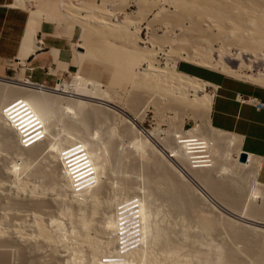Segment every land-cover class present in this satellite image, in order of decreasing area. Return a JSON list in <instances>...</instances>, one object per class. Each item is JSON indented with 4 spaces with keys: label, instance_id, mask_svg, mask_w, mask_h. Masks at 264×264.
I'll list each match as a JSON object with an SVG mask.
<instances>
[{
    "label": "bare ground",
    "instance_id": "6f19581e",
    "mask_svg": "<svg viewBox=\"0 0 264 264\" xmlns=\"http://www.w3.org/2000/svg\"><path fill=\"white\" fill-rule=\"evenodd\" d=\"M25 1L26 0H15L14 6L23 8ZM136 1L137 5L140 7L139 11H142L141 13L144 11V16L141 14L143 17H140L142 18L140 19V22L145 23L146 28L151 27V29H153V22H159V24L165 29L162 36H152L151 40L160 42L159 46L163 41H165V43H171L173 38H176L175 40H177L178 43L180 41L183 45L186 44L185 53L182 54L180 52H175L176 49L173 51L178 54L181 61L192 63L199 67L208 68L229 77L264 86L263 72L257 74H246L244 72L250 71L251 67L260 61L263 62L261 70H264V0ZM62 5L66 8L65 10L62 8ZM78 5H80L78 6L79 9H77L76 4L67 6L64 2H61L62 7L60 6V8L61 10L66 11L65 13L67 14V17L69 16V19L71 20L70 22L72 23H70L71 26L69 25L71 28L74 25H79L81 27V37L84 38L83 40H87L88 37H91L92 41L94 40L93 42L91 41L92 45L89 47H85V44L84 46L76 45L79 46V50L76 51L79 66H83V61L91 60L99 62L100 65H106L108 69L115 68L117 72L115 71L112 74L111 79L113 78L117 81L127 80L130 84L129 86L132 87L131 89L133 90L140 91V89H143L147 90L146 92L149 90L148 95L151 92L152 95L146 97L148 99L158 97L164 100L169 99L170 101L176 98L180 102L184 99V101L187 100L188 102L187 97L192 96V99L190 100L195 104L199 111V116H197L198 122L195 124L194 128L187 131L179 128L178 132L180 135L179 138L181 136L192 137L193 139H197L199 144L196 146L186 144L182 146L181 143L176 144L173 142L172 146L171 142V144H168L166 140V142L159 140L155 134H152L153 132H150L151 134L149 135L154 139H157L156 144L158 143L161 147L158 149L154 145V142L151 143L152 141H148L147 137H145L146 134L143 135V132L139 129L140 126L138 127L136 124L138 112L136 113V111H133L134 114L131 110V108L135 110L134 101L136 100H132V102L131 100L127 101L129 104L131 102V105L127 106V108L130 107L128 110L134 114L133 117H130L126 113V106H122L124 104L123 102V104L121 103V106L116 104L117 98L113 92H110V89L100 91V89L96 87L98 80L95 81L92 79V74H87L90 83L81 81L82 77L78 75V73H75V82L63 83L57 88L44 87L45 85L42 84V86L40 84H35L29 81V79L19 82L17 80H11L0 76V152L7 148L11 150V152L8 150L10 154L15 153L14 155L16 156V159L27 163L35 157L36 159L38 156L41 157V159L39 158L40 162L36 163L34 167L32 166L33 168H29L30 170L27 171V173L25 171L27 169L26 165L28 164L23 166L24 162L21 164V167H18L14 163V166H12L11 169L4 167L5 165H0V264H10L9 260H11L10 256L13 251H15V253L19 251L18 253H20L21 256H19L20 264H41L39 260V258L42 259L41 256L39 258L35 257L34 254L36 253H34V251L36 249L38 250V248L40 250L44 246H48V252L51 255L50 259V256L48 257L46 255L48 260L51 261L49 264L63 263L62 259L64 256H61L59 252L61 250L58 251V249L54 247L55 244L62 239V236L58 233H53L49 229V225L51 224H55V227H59V223L50 217L51 214L49 215V212L51 213L52 210H59L61 213H64L66 217L69 215L67 218H69L71 222L72 219L70 216L77 218V224H75V218L72 224L76 227L78 225V233H75V235L73 234L74 236L69 234L73 236L72 244L70 245L71 251L73 250V252L70 253L73 255L70 254V256L73 258L74 262H82L83 264H127L125 262L128 261V264H190V256H188L187 253H183L184 250L179 252L181 247L178 250L177 248L179 246H177L175 240L172 242L173 238L169 237L172 234L167 235L168 232L171 231L169 228L164 231L166 232V230H168L166 232L167 234L162 233L163 228L161 229L162 231H159L158 227L154 228L158 229L157 232L160 233V235L157 233V236L153 235L154 233L156 234V231L154 232L151 230V232L149 230L151 227H149V231L146 230L151 234L148 233L147 236L150 235L151 237L153 236V238L156 237L155 240H157L158 243L161 242L160 246L156 241L155 246L158 245L159 247H157V250H154L156 249L154 246V248L152 247L153 249L149 248L151 246L148 243L150 237H144L145 239H148L147 243L149 249H146L147 246L145 247L144 244H141L143 242H139L145 240L144 238H138L141 237V234H144V232L140 230L144 229L145 231L147 227L146 225H141V218L143 217L141 216V218L138 217L141 223L138 219H136L137 222L135 223L137 225L140 223L141 227L145 226L146 228L140 229L138 225L140 230L136 228L137 232L136 230L134 232L131 231V229L137 227V225L133 228L129 226L130 224L133 226L132 223H134V219L131 220V218L135 214L132 212L133 208L129 206V209V207H127L129 205V198L128 201H126L127 199L123 200L124 202H128V204L125 203L126 205L124 204L123 206L125 212L120 209L123 205L120 203L118 208L115 206L119 209V211L115 210L117 211V213H115L117 215L113 214V216H116V218L121 214H126L125 217L127 215L130 216L129 210L132 209L130 212V214L132 213V217L130 216L131 218L129 219L127 216L132 223L128 224L130 222L128 220L126 224L125 220H127V217L125 218L122 216L125 219L122 218L123 220H121L119 224L117 222L118 225L115 224L117 220L114 221V225L112 223L114 228H112L110 225L111 223L108 222L112 213L107 211V209H111V206L110 208L108 207L106 211L104 210L111 214L108 213L109 215H107L109 219L106 218L107 216H105L106 214L104 211H101L105 207L104 199L106 198L103 196L108 194L107 191L110 192L109 189H112L111 187L113 185L109 179L110 173L108 172L110 171L107 172V169L105 168L106 160L109 159H106L105 155L117 160L122 166H124L123 164L125 163V160L129 159L130 161L128 160L129 162L126 165L127 170L134 168L137 161L136 157L144 158L143 164H141L144 165L146 169L144 172L147 177H145V174L142 175H144L145 180L147 179L148 182L147 184L149 187L147 184L145 187H148L150 190H147V192L153 191L156 195L158 194L159 197L162 196L165 198V203L169 204V207H171L177 214L181 215V217L186 215L188 217L191 213H196L198 215L196 216L199 226L198 232L200 234L199 236H195L196 234L192 236L186 235L185 241H187L185 243L188 241L196 243L194 240L201 237L200 235L204 236L201 238H206L210 241L211 234H214V232L219 229L218 219L212 215L206 214V211L201 207L204 200L207 202L209 201L211 204L212 202L204 196L203 192L200 193L199 190L190 183V180L197 184L211 199H213L215 203L220 205L226 211L245 221H252L260 224L262 226L260 228L263 230H258L254 228L257 226L250 225L246 222L245 224L254 227H248L247 225L237 227L235 222L231 219H227L230 215L219 210V212L224 213V215H228L227 217L225 216V218L223 217L220 219L230 231V238H232L234 243L230 246L225 244L227 248L224 247V249H226L225 254H222L223 256L219 258V261H221L219 264H245L242 259L243 254L240 255L239 250L249 256V259L252 262L251 264H264V190H258L257 193L254 192V194H256L255 197L253 194L252 199H250L251 196L250 198L247 197V194H249L247 191L251 190L248 189L246 191V186L244 187L242 182L239 181L240 178L237 180L238 176L236 179L233 178L236 174L233 177L229 175L230 173L228 174L230 177L228 175H222L224 168L218 165V159L226 157L230 152H235L239 155L240 150L237 137L230 133L214 129L208 123L207 117L209 115L213 92L207 91L206 87L213 86L195 77L179 73L175 70L174 66L168 67L167 63V66L166 64L162 66L158 60L152 59L153 56L151 52L147 53L149 52L148 50L145 52L146 50H144L145 48L143 47H134L135 41L138 42L137 40L139 39L134 32L127 30L126 22L125 25L124 22L111 23V21L108 20L109 18L106 17L109 13H106L103 9H100L103 11L100 12L98 7L99 11L94 9V11L92 10L93 12L91 11L92 13L89 12L92 8L89 11L87 10L88 7L86 8V11L89 12V18L86 16H80L81 14H77L78 10L80 13V11L85 10V7L81 4ZM35 13L38 14L37 10ZM35 13L29 14L28 20L34 19V17L36 18L37 16H34L36 15ZM38 19L40 18L38 17ZM34 23V27L32 26L26 29L28 30V35H26L27 33L25 35L27 36L26 38H30L33 44L32 46L37 50V41L31 33H33L34 30L37 31V28L39 29L37 26H39L38 24L40 22L37 23L36 20ZM174 33L175 35H173ZM114 39L121 41L120 43H123L124 45L121 47H116L113 43H111L113 45H110L109 41ZM86 40L84 42H86ZM170 43L169 45H171ZM161 46L164 47V45ZM171 49H169L167 53L171 52ZM173 52H171V54H173ZM128 53H130V55H127ZM134 53L135 55L138 54V57H133L132 54L134 55ZM211 54H215V57L212 56L211 58ZM130 56H132L134 60ZM141 62H147V66H140ZM96 64L94 63L95 66ZM184 101L181 102L180 105L184 106V104H182L185 103ZM136 102L138 103L139 101ZM172 103L174 104L173 101ZM23 108H28V110H30L23 121L19 120V118L15 119L16 115L12 118V122L7 121V116L14 115L15 112ZM55 114L59 117L57 118L58 122H63L64 120L62 119H65L68 125L74 126L75 123L72 122L77 121V127L81 126L82 129L78 131L75 128H69L68 126L69 129H63L65 133L60 134L59 131L55 129L57 124V120H54ZM116 114L119 115L124 124L123 128H121V130L119 129L120 133H117V130L114 129L119 137L117 139L122 141L127 134L130 136H126V139L130 140V142H127L128 144L126 142L125 144L123 142L124 140L121 142L119 151L114 148L116 145L115 142L112 141L113 136H107L103 141H100L95 140V133H93L94 137L89 133L91 131L90 125H92V123L106 125L111 117L114 119ZM65 117L69 119V122H67ZM78 122L82 125H78ZM67 124H65V127H67ZM83 126L85 128L88 126L89 129L84 130V132L82 131L85 129ZM87 130H89V132ZM21 131H24L31 140V143L26 148H23L21 145ZM111 132L109 134H111ZM96 137H98V134ZM168 138V141H170L169 136ZM117 139L115 136V140ZM186 142L187 141H182V144ZM130 145L131 147H129ZM122 148L124 149L122 150ZM229 149L231 150L229 151ZM134 154L136 157H134ZM240 164L239 166L242 168V171L246 170V173L252 176L251 180L249 179L251 183L254 181V185L258 184L255 180L257 161L252 157L247 156L246 161L241 162ZM109 170H111V168ZM19 171H21L20 174H24L25 172L26 175L22 179L16 180L14 179V176L18 177L17 174ZM240 171L241 170L238 172L239 174ZM126 172L127 171H125V173ZM10 173L12 174L11 177H13L14 181H12L13 179H11ZM246 177L242 178L245 180ZM131 180L129 181L124 178L123 180L119 179L121 183H124L122 184L124 190H126V188L127 190H131V187L133 189ZM247 180L248 177L246 181ZM126 182H130L129 184L127 183V187L125 186ZM116 184L118 185V182ZM142 184H144V181ZM107 185L111 187L107 188ZM129 185H131V187ZM115 187L118 189L117 186ZM136 188L139 187L136 186ZM55 190L59 191L62 197L66 194L69 201L75 200V202L77 201L76 203L82 202L84 205L80 203L83 206L76 209L75 207L72 208L70 206H59V204L61 205V200L64 198L61 199L60 196V198H58L57 195L59 194L55 193ZM124 190L122 193H125ZM150 192L146 194L149 195ZM153 192H151V194L154 196ZM251 192L250 195H252ZM130 193L131 192H129V194ZM140 194L138 197H140ZM258 195L261 196V201L256 204L257 200L254 202L255 200L253 199H256ZM80 198L82 200H80ZM200 198H202V200ZM248 198L250 199L249 201L247 200ZM153 199L154 198H152L151 201ZM133 200L131 199L130 201L132 202ZM131 206L133 207V205ZM211 208L216 209V206L212 204L210 209ZM136 212H138V210ZM55 214H57V212ZM136 214L135 216H137ZM140 215H142V213L139 211L138 216ZM120 219L121 218L118 220L120 221ZM234 219L238 221L237 218ZM186 220H188V218H186ZM110 221L112 222V220ZM127 225L130 228H128ZM187 231L189 233V230H186V232ZM138 232L143 233L134 239L133 237H135ZM132 233H135L136 235ZM153 238L151 239L153 240ZM201 238L199 239L201 240ZM152 240L150 243L154 245L155 241L153 240L154 242H152ZM192 242H188V244L190 243L192 245ZM173 243H176L177 247L173 246L175 245ZM139 244L144 248L140 247ZM145 245L147 244L145 243ZM191 245L188 247H191ZM58 246L62 247L63 245ZM66 246L68 245L66 244ZM81 247H83L82 251L84 250L82 253L80 252ZM191 251H189V248L187 249V252L191 255L193 254V256L195 253H200L198 251H193L195 253H192ZM200 255L201 256L199 257H201V259L202 257L206 258L203 253H200ZM70 256L68 255L65 257L66 262L69 261L71 258ZM207 259L208 257L201 260V262H205L206 260L204 264H208L209 260ZM70 260L72 261V259ZM196 260L198 264L199 259ZM11 261H13V259ZM194 262L192 264H195ZM249 263L250 261L248 264Z\"/></svg>",
    "mask_w": 264,
    "mask_h": 264
},
{
    "label": "rangeland",
    "instance_id": "374dc122",
    "mask_svg": "<svg viewBox=\"0 0 264 264\" xmlns=\"http://www.w3.org/2000/svg\"><path fill=\"white\" fill-rule=\"evenodd\" d=\"M49 0H26L23 4H24V6H25V8H27L28 10H29V12H31V13H29V14H32V13H35V11L37 10V13L38 14H36V15H34V16H37L36 18L34 17V19H29L28 20V25H27V29H28V27H32L33 26V24H35L34 22L37 20V23L38 22H41V21H46V22H51V24H52V26H54V28H55V35H57V36H59V35H62V36H71V34L72 33H74V37H73V40L71 41V44H72V46H71V51H72V54H73V56H74V58H75V60H76V65L78 66V70L77 71H75V70H72L68 75H63V76H61L60 77V82L56 85V87H59V86H61L63 83H72V82H75V78H74V75H75V73H78V75H80L81 77H82V80L81 81H83V82H88V83H90V81L88 80V77L89 76H87V73L86 72H84L83 71V66L82 65H80L79 66V64H78V57H77V54H76V51L77 50H79L78 48H79V46L80 45H82V46H84V44H85V47H89V46H91L92 45V43H91V41H92V39H91V37H88L87 38V40H86V42H84L85 40H83L84 38H82L81 37V32H82V30H81V27L79 26V25H74V26H72V28L70 27L71 26V20L69 19V16L67 17V14L65 13L66 11H64L66 8L63 6H61V2L63 3L64 2V4H66L67 6H71V4L72 5H74V4H76L77 5V9H79L78 8V6H80V5H78V4H81L83 7H85V10H82V11H80V13H79V10H78V13L77 14H81L80 16H86V17H88L89 18V16H88V14H89V12H91L92 10L94 11V9L95 10H97V11H99L100 9H103V10H105V12L106 13H109V15H105L106 17H108L109 19V21H111V23H121V22H124V25L127 23V30H129L130 32H134V34L138 37V39L139 40H137L138 42H136L135 41V46L134 47H136V46H139V47H143V48H145L144 50H146L145 52H147V50L149 51V52H147V53H150L151 52V54H152V59H154V60H158V62L162 65V66H164L166 63L168 64V67H172V66H174L175 67V70L177 71V69H176V63H177V61H181L180 59H179V56H178V54L177 53H175V52H180V53H185L186 52V50H185V46H186V44L185 45H183L182 43H180V41H179V43L181 44H179L178 42H177V40H175L176 38H173L172 39V36L173 35H175V33L171 36V43L170 42H166L165 43V41H163V43H161V45H164V47L163 46H159V44H160V42H157L156 40V42L155 41H153V40H151V37L152 36H155V37H157V36H162L163 34H164V32H165V29L159 24V22L157 23V22H153V29H151V27H147L146 28V24L145 23H143V22H140L141 20L140 19H142V18H140V17H143L144 15H143V13H144V11H143V13H141L142 11H139L140 10V7H139V5H137V1L136 0H58V4L56 3V0H53V2L52 3H50L51 4V6H52V8L54 9V11L52 12L53 13V15L51 16L50 15V13L49 12H46V11H44V10H42L43 8H45L46 7V5L47 4H49V2H48ZM66 2V3H65ZM67 2H68V4H67ZM71 2V3H70ZM24 6H23V8H24ZM60 6L62 7V8H64V10H61V8H60ZM81 6V7H82ZM91 6V7H90ZM88 7V11H86V8ZM95 7V8H94ZM99 8V10H98V8ZM97 8V9H96ZM84 9V8H83ZM81 10V9H80ZM67 11H68V9H67ZM83 11H84V13H83ZM86 11V12H85ZM92 11V12H93ZM88 12V13H87ZM91 12V13H92ZM100 12H103V11H101L100 10ZM146 12V11H145ZM43 13V14H42ZM87 13V14H86ZM48 14V15H47ZM141 14L143 15V16H141ZM146 14V13H145ZM66 15V16H65ZM91 15V14H90ZM140 15V16H139ZM78 16V15H77ZM38 17L40 18V19H38ZM33 18V17H32ZM31 20V21H30ZM35 20V21H34ZM40 20V21H39ZM127 20V21H126ZM130 21V22H129ZM126 22V23H125ZM140 22V23H139ZM71 23V24H70ZM77 24V23H76ZM130 24V25H129ZM39 25V24H38ZM70 25V26H69ZM93 25V24H92ZM137 26V27H136ZM34 27V26H33ZM38 27V26H37ZM36 27V28H37ZM93 27H95V26H93ZM138 29V30H137ZM33 30H34V28H33ZM32 30V31H33ZM36 30H38V28L36 29ZM36 32L37 31H33V33H31L32 35H34V37H35V34H36ZM26 35H28V30H26ZM25 35V39H24V44L25 45H29V46H31L32 48H34L32 45V42H31V40H30V38H26L27 36ZM29 37V36H28ZM94 41V40H93ZM92 41V42H93ZM114 41V42H113ZM168 41H170V40H168ZM88 42V43H87ZM110 43V45H113L114 44V46H116V47H121L122 45H124L123 43H120L121 41H118V40H110L109 41ZM173 42V43H172ZM91 43V44H90ZM111 43H113V44H111ZM116 43V44H115ZM169 43L171 44V45H169ZM178 43V44H177ZM76 45H79V46H76ZM188 45V44H187ZM81 46V47H82ZM170 46H172V47H174V48H172V47H170ZM77 47V48H76ZM161 48V49H160ZM172 48V49H171ZM187 48V47H186ZM35 49V48H34ZM160 49V50H159ZM169 49H171L172 51L171 52H173V51H175V49H176V51L175 52H173V54H171V52H169V53H167L168 52V50ZM174 49V50H173ZM31 50H33V49H31ZM85 50V49H84ZM143 50V51H144ZM81 51V50H80ZM156 52V53H155ZM151 54H149V55H151ZM127 55H130V53H128ZM176 55V56H175ZM215 55V54H214ZM214 55H212L211 54V58H212V56L213 57H215ZM132 56L133 57H138V54H136L135 55V53H134V55L132 54ZM132 56H130L131 58H132ZM22 57V60H21V63H23V57L24 56H21ZM210 57V56H209ZM139 58H140V55H139ZM133 60H134V58H132ZM150 59V58H149ZM174 60H175V62H174ZM169 62V63H168ZM89 63H90V68H91V71L92 72H94V70H95V74L93 73V75H91L92 74V72H91V76L93 77L92 79H94L95 81H97V83H96V87L98 88V89H100V91H104V90H106V89H110V92H113L114 93V95L116 96V98H117V102H116V104L118 105V106H121L123 103V105L122 106H126L125 108L127 109L126 110V113H127V115L128 116H130V117H133L134 116V112L136 111V113L138 112V118L136 119V124L138 125V127H139V129L143 132V135H145V137H147V139H148V141L150 142V141H152L151 143H153L154 142V145L158 148V149H160L161 147H160V145L157 143L156 144V141H157V139H154L153 137H151L149 134H151L150 132H153L152 134H155L156 135V137H158V139L159 140H163V141H167L168 142V144L170 143L172 146H173V142L174 143H181V145L183 146V145H192V146H196V145H198L199 144V142H198V140L197 139H193L192 137H180L179 138V132H178V129L179 128H181L182 130H184V131H187V130H190V129H192V128H194V126H195V124L198 122V117L197 116H199V111H198V109H197V107L195 106V104L190 100V99H192L191 97L192 96H188L187 98H188V102H187V100L186 101H184L185 103H182V104H184V106L183 105H180V103L181 102H183V101H178L176 98L175 99H172V100H170L169 101V99L168 100H164V99H161V98H158V97H156V98H150V99H148V98H146V97H149L150 95H152L151 93L148 95V92H149V90H148V92H146L147 90H143V89H140V91L139 90H133V89H131L132 87H130L129 85V82L126 80V81H124V80H116V79H111V77H112V74L116 71L117 72V70H115V68H110V69H108V67L106 66V65H100V63L99 62H97V61H89ZM94 63L96 64V66L94 65ZM147 62H141V65L140 66H142V67H146L147 66V64H146ZM173 63H174V65H173ZM235 63V62H234ZM237 63V62H236ZM167 64H166V66H167ZM190 64H192V63H190ZM194 65V64H193ZM262 65H263V62L262 61H260V62H257L256 64H254L253 65V67H251V70L250 71H244L246 74H257V73H259V72H263L264 73V70H261V67H262ZM196 66V65H195ZM199 67V66H198ZM93 68V69H92ZM135 68V67H134ZM201 68H203V67H201ZM105 69V70H104ZM205 69H208V68H205ZM208 70H210V69H208ZM106 71V72H105ZM210 71H213V70H210ZM102 72V73H101ZM178 72V71H177ZM213 72H216V71H213ZM86 73V74H85ZM108 73V74H107ZM180 73V72H179ZM216 73H219V72H216ZM85 74V75H84ZM106 75V76H104V75ZM219 74H222V73H219ZM103 75V76H102ZM222 75H224V74H222ZM206 76L210 79V80H218L217 78H216V76H214V75H210V74H206ZM224 76H226V75H224ZM1 77H5V78H8V79H11V80H17V81H19V82H22L23 80H25V79H29L28 77H25V70H24V68H23V64H14L12 67H11V69H9L7 72H6V74L4 75V76H1ZM102 80H101V79ZM107 78V79H106ZM240 80V79H239ZM121 81H123V82H121ZM98 82H99V84H98ZM204 82H206V81H204ZM209 83V82H208ZM97 84H98V86H97ZM211 84V83H210ZM48 87V86H47ZM52 88V87H51ZM55 88V87H54ZM211 89L213 90V87H206V90L207 91H211ZM142 91V92H141ZM129 92V93H128ZM135 93H136V95H135ZM132 94H133V96H132ZM135 95V96H134ZM137 95H139V96H137ZM142 96H143V98H142ZM142 98V99H141ZM186 98V99H187ZM123 101H122V100ZM146 99V100H145ZM147 99H148V101H147ZM158 99V100H157ZM130 101L131 100V102H132V100L134 101V100H136V101H139L138 103L136 102V101H134V103H135V105H134V109L135 110H133L132 108H131V110H132V112L134 113H132L131 111H129L128 110V108H130V107H128L127 108V106H130L131 105V102H130V104L127 102V101ZM174 100H176V101H174ZM142 101V102H141ZM172 101L174 102V104L172 103ZM123 102V103H122ZM127 103V105H126V103ZM171 102V103H170ZM177 102H178V104H177ZM186 102H187V106H186ZM122 103V104H121ZM170 103V104H169ZM189 103H191V104H189ZM139 104V105H138ZM143 104V105H142ZM193 104H194V107H193ZM138 106V107H137ZM170 106V107H169ZM188 107V108H187ZM28 112H30V110H28V108H23V109H21V110H18L17 112H15V114L14 115H10V116H7V121L8 122H12V118H14V116H15V119H18L19 118V120H22L23 121V119L26 117V114L28 113ZM58 115V114H57ZM117 115V114H116ZM115 115V116H116ZM55 116V118H54V120L56 121L57 120V118H59V117H57L56 116V114L54 115ZM115 116H114V119H112V117H111V119L114 121H112L111 119L108 121V123H106V125L108 126H106V125H103V124H100L99 123V125L98 124H93L92 123V125H90L89 127H90V132H89V130H87L89 133H91V135H92V137H94L93 135V133H95V140H100V141H103L104 139H105V137H111V136H113L112 137V141H114L115 142V145L116 146H114V148L116 149V150H120V145H121V142L123 141L124 143L126 142H130V140H128V139H126L127 137V135L126 136H124V138L122 139V141H120V139H117V138H119L118 137V135L115 133L116 131H114V129L115 130H117V133H120L119 132V129L121 130V128H123V126H124V124L122 123V119L119 117V115H117L116 116V118H115ZM61 117V116H60ZM63 117V116H62ZM197 117V118H196ZM66 118V117H65ZM52 119H53V117H52ZM61 119V118H60ZM59 119V120H60ZM67 119V118H66ZM62 120H64L62 123L61 122H58V120H57V124H56V130L57 131H59V133L60 134H64L65 133V131L64 130H68L69 128H75L76 130H78V131H80L82 128H81V126L80 127H77V124H76V122H72V123H75V125L74 126H70V125H68L67 123H66V121H65V119H62ZM69 119H67V122H69L68 121ZM54 121V122H55ZM112 121V122H111ZM64 122H65V124H67L66 126L67 127H65V124H64ZM114 123V124H113ZM64 124V125H63ZM112 124H113V126H112ZM78 125H82V124H79V122H78ZM103 125V126H102ZM68 126H69V128H68ZM66 129H65V128ZM84 127V126H83ZM103 127V128H102ZM85 128V127H84ZM95 128V129H94ZM64 129V130H63ZM86 129H89L88 128V126L85 128V129H83L82 131H84V130H86ZM94 129V130H93ZM113 129V130H112ZM71 130V129H70ZM75 130V131H76ZM112 132H111V131ZM63 131V132H62ZM97 131V132H96ZM147 131H149V132H147ZM85 132V131H84ZM111 132V134H109ZM113 132H114V135H113ZM147 132V133H146ZM97 134H98V137H96L97 136ZM116 134V135H115ZM110 135V136H109ZM158 135V136H157ZM115 136H116V139L117 140H115ZM129 136V135H128ZM168 136L170 137V141H168ZM130 137V136H129ZM149 137H151V138H149ZM165 137H166V139H165ZM161 138V139H160ZM102 139V140H101ZM114 139V140H113ZM126 139V140H125ZM140 139V138H139ZM138 139V140H139ZM154 141H153V140ZM120 142H119V141ZM158 140V141H159ZM165 141V142H166ZM180 141V142H179ZM182 141H187L186 143H183L182 144ZM197 143H196V142ZM125 143V144H126ZM119 145V148H118V145ZM128 144V143H127ZM124 145V144H123ZM129 147H131V145L129 146ZM118 148V149H117ZM124 148H122V150H123ZM130 149V148H129ZM8 150L9 149H5V150H1V152H0V165H5L4 167H6V168H10L11 169V167L12 166H14V163L18 166V167H21V164H23V162L24 161H21V160H18V159H16V156L14 155L15 153H12V154H10L9 152H11V150H9V152H8ZM231 149H229V151H230ZM147 154V153H146ZM13 155V156H12ZM108 155H105V157H106V159L107 158H109V159H107L106 160V163H105V168L107 169V172L108 171H110V172H108V173H110L109 174V179H110V182L113 184H111L112 185V187L111 186H109L110 185V183H109V185H107V188H112V189H109V191L110 192H108L107 191V189L105 188V190L107 191V193L110 195H106V196H103L104 198H106V199H104L105 200V202H104V200H103V202L105 203L104 205H105V207L103 208V207H101V208H103V210H101L102 212L105 210L106 211V209L109 207L110 208V206H111V209L109 210V209H107V211H109L110 213H112V215L108 218V216L107 215H109L107 212H105L104 211V213L106 214H104L105 216H107L106 218L107 219H109L108 220V222H110L109 224L112 226V228H114V221H116V225H118L119 224V222H121V220H123V219H125L126 217H125V215L123 214H121L122 213V211H121V213H118V214H121L120 216L118 215V218H116V216H113V214H115V213H117V211H119V209H117L119 206H120V203H122L121 205V207H120V209H122L123 210V212H125V208L123 207L124 206V204L125 203H127L128 204V202H129V205L127 206V207H131V208H133V214L135 213H138L139 214V211L142 213V215H140V216H138V214H136L137 216H135V214L133 215V217H132V213L130 214V212H131V210H129L130 209V207H129V215L132 217H130V216H128L129 217V219L131 218V220H133V222L134 223H132L129 219H128V217L126 218L127 220H125L126 221V224H127V221L129 220L130 222L128 223V224H130V223H132L133 224V226L130 224L129 226H131L132 228L134 227V226H136L137 224L135 223V222H137L136 221V219H138V221L140 222V220H139V218H141V216H143L142 218H141V225H146V227L145 226H143V227H141V225H140V223H138V225H139V227H140V229L141 228H146L145 229V231L146 230H148L149 229V227H151L149 230L151 231H156V234L154 233L153 235L155 236H157V233H158V235H160V233L159 232H157V230L159 229V231H162L163 230V232L162 233H164V234H167L166 232L168 231V230H166V232H164L165 231V229H168L169 228V230H171V231H169L168 232V234L167 235H170V234H172L171 236H169V237H172L173 239H172V242H174L173 240H175V242L177 243V246H179L177 249L179 250V248L181 247V249L179 250V252H182L183 250V253H187L188 254V256H190V259H189V263L190 264H192L194 261V263L195 264H197V260L196 259H199L198 260V264H200V262H201V260H203V259H206L207 257H208V259L207 260H209L208 261V264H219L221 261H219L220 259V257H222L224 254H225V250L226 249H224V247H226V245L225 244H227V246H230L232 243H233V240H232V238H230L231 237V235H230V231L228 230V228H227V226L224 224V223H222L223 221L220 219V218H225V216L227 217L228 215H230V216H233L234 214H232V213H230V212H228V211H226L224 208H222L220 205H218L217 203H215L214 201H213V199H211L209 196H208V194L206 193V192H204L197 184H195L192 180H190V183L192 184V185H194L198 190H199V192L201 193V192H203V194H204V196H206L211 202H212V204L214 205V206H216V209L215 208H211L210 209V207H212V204L209 202H207L206 200H204V202L201 204V207L206 211H204L206 214H208V215H212V216H214L216 219H218L217 221H218V225H219V229L218 230H216L215 232H214V234H211V236H210V241L208 240V239H206V238H201V237H204V236H202V235H200L201 237H199V238H201V240L198 238L197 240L195 239L194 241L196 242V243H194V242H192V241H188V242H192V245H191V247H188V246H190L189 244H188V242L187 243H185L186 241H185V238H186V235H189V236H192V235H195V236H199V226H198V223H197V214L196 213H191V215L189 214V216L187 217V215L186 216H182L181 217V215H179V214H177L171 207H169V204H167V203H165L166 201L164 200L165 198H163L162 196L161 197H159V195L157 194L156 195V193H154L153 191H151V192H153L154 193V196L156 197H154L153 196V194H151V192L150 191H148V192H150V194L148 195V194H146V193H148L147 192V190H150L148 187V182H147V179L145 180V177H147L146 176V173L144 172V171H146V169H145V167H144V165H142L143 164V159L144 158H138V157H136V155L134 154V157H136V159H137V161H136V164H135V166H134V168L133 169H131V170H127V164H128V162L130 161L129 159H127V160H125V163L123 164V163H121V164H123L124 166H122V165H120V163L117 161V160H115V159H112V158H110L109 156L107 157ZM41 159V157L40 156H38L37 157V159H36V157L32 160H29L28 161V163L27 162H24V164H23V166H25L26 164H28V165H26V167H27V169H26V173H27V171H29L31 168H33L35 165H36V163H38V162H40V159ZM139 159V160H138ZM141 159H142V161H141ZM38 160V161H37ZM113 160V161H112ZM124 160V159H123ZM129 160V161H128ZM139 161V162H138ZM218 165L220 166V167H222V168H224L225 169V167H226V169L224 170L223 169V173H222V175L223 176H227L229 173V175L230 176H235V174H236V176L235 177H233V178H235L236 179V177H237V180L240 178V180L239 181H241L242 182V185H244V187L246 186V191L249 189V190H253L252 192L251 191H247V193H249V194H247L248 196L247 197H249L250 198V196H251V198L250 199H252V196H253V194H254V192L255 193H257V191L258 190H264V186L263 185H261L259 182H258V184H253V182L254 181H252V183H251V175L249 174L248 175V173H246L247 171L246 170H243L242 171V168L240 167L241 166V162L239 161V155L238 154H236L235 152H230L226 157H221L220 159H218ZM21 162V163H20ZM108 162V163H107ZM124 162V161H123ZM32 163V164H31ZM142 163V164H141ZM31 164V165H30ZM239 164H240V166H239ZM33 166V167H32ZM108 166V167H107ZM123 167V168H122ZM138 167V168H137ZM30 168V169H29ZM111 168V170H109ZM125 168V169H124ZM116 169V170H115ZM124 169V170H123ZM231 169V170H230ZM236 169H238V170H235ZM119 170V171H118ZM142 170H143V172H142ZM239 170H241L240 171V174L238 173L239 172ZM111 171H113V172H111ZM125 171H127L126 173H125ZM129 171H130V173H129ZM138 171V172H137ZM24 172V174H20L21 173V171H19L18 172V177H16V176H14V179H16V180H19V179H22L25 175H26V173ZM118 172V173H117ZM137 172V173H136ZM133 173V174H132ZM239 175H238V174ZM116 174V175H115ZM142 174H145V177H144V175H142ZM151 174H152V170H151ZM245 174H246V176L248 177V183H247V181H246V179H247V177L245 176ZM11 173H10V177H11ZM14 175V174H13ZM20 175V176H19ZM131 175V176H130ZM228 175V176H229ZM242 175H244V176H242ZM114 176V177H113ZM126 178H125V177ZM141 176H142V178H143V180H142V178H141ZM229 176V177H230ZM16 177V178H15ZM117 177V178H116ZM124 179H127V180H131V178H132V180H131V184L133 185V189H132V187H131V185H129L131 188V190H127V186H128V184L130 183V182H126V184H125V188H126V190H124V188H123V185L122 184H124V183H121L120 181H119V179L121 180H123V178ZM128 177V178H127ZM242 177H246V179L244 180ZM11 179H13V177H11ZM14 179L12 180V181H14ZM250 179V180H249ZM112 180V181H111ZM115 180V181H114ZM139 180V181H138ZM134 181V182H133ZM138 181V182H137ZM143 181H144V184H142L143 183ZM244 181V182H243ZM250 181V182H249ZM118 182V185L116 184ZM136 182V183H135ZM142 182V183H141ZM146 182V183H145ZM120 183V184H119ZM128 183V184H127ZM140 183V184H139ZM243 183H245V184H243ZM146 184H147V186L148 187H145L146 186ZM140 185V186H139ZM13 186H14V184H13ZM115 186H117L118 187V189L115 187ZM136 186L137 187H139V188H136ZM143 187V188H142ZM146 188V190H145V188ZM194 187V188H195ZM123 188V189H122ZM136 188V189H135ZM148 188V189H147ZM252 188H254V189H252ZM122 191H121V190ZM257 189V190H256ZM119 190V191H118ZM123 190H124V192L125 193H122L123 192ZM144 190V191H143ZM117 191V192H116ZM55 193H58L59 195H57L58 196V198H60L61 197V199L62 198H64L63 200H61V205L59 204V206H66V207H68V206H70V207H75V209L76 208H80V207H82L84 204L82 203V202H78V203H76L75 202V200H70L69 201V198H67L66 197V194H65V196L64 197H62L61 195H60V192L59 191H57V190H55L54 191ZM116 192V193H115ZM129 192H131L130 194H129ZM142 192V193H141ZM250 192H251V194L252 195H250ZM106 193V192H105ZM121 195H120V194ZM140 194V197H138V195ZM117 196H115V195ZM123 194H126V195H123ZM145 194V195H144ZM135 197H134V196ZM147 195V196H146ZM196 195H198V194H196ZM255 195L256 194H254V197H255ZM60 196V197H59ZM137 196V197H136ZM198 196H200V195H198ZM66 197V198H65ZM116 197V198H115ZM123 197V198H122ZM124 197H126V198H124ZM200 197H202V196H200ZM253 197V198H254ZM260 197V198H259ZM108 198V199H107ZM121 200H120V199ZM128 198H129V201H128ZM138 198V199H137ZM152 198H154L152 201H151V199ZM247 199L248 201L250 200V199ZM45 199V198H44ZM113 201H112V200ZM116 199V200H115ZM127 199V200H126ZM133 200L132 202L130 201V200ZM143 199V200H142ZM156 199V200H155ZM162 199V200H161ZM201 200H202V198H200ZM204 199V198H203ZM80 200H82L81 198H80ZM106 200H107V202H106ZM123 200H126V201H128V202H124ZM136 200V201H135ZM139 200V201H138ZM144 200H147V201H144ZM148 200H150V201H148ZM253 200H255L254 202H256V200H257V202H256V204H258V203H260V201H261V196L260 195H258V197L256 198V199H253ZM112 201V202H111ZM115 201V202H114ZM119 201V202H118ZM70 202V203H69ZM74 202V203H73ZM109 202H111V203H109ZM139 202V203H138ZM141 202V203H140ZM150 202V203H149ZM154 202H155V204H154ZM164 202V203H163ZM83 204V205H81V204ZM117 203V204H116ZM131 203H133V204H131ZM148 203V204H147ZM69 204V205H68ZM103 204V203H102ZM107 204V205H106ZM140 204V205H139ZM162 204V205H161ZM206 204V205H205ZM119 205V206H118ZM126 205V204H125ZM131 205H133V207L131 206ZM138 205V206H137ZM147 205H148V208H147ZM150 205V206H149ZM117 208H116V207ZM146 206V207H145ZM166 206V207H165ZM126 207V206H125ZM116 208V209H115ZM138 208V209H137ZM113 209V210H112ZM169 209V210H168ZM212 209H213V211H212ZM214 209H215V211H214ZM50 210H52V209H50ZM111 210H112V212H111ZM115 210H117V211H115ZM138 210V212H136ZM219 210H222V211H224L225 213H227L228 215H224V213H222V212H219ZM135 211V212H134ZM211 211V212H210ZM57 212V214H55ZM173 212V213H172ZM215 212V213H214ZM54 215H53V214ZM171 213V214H170ZM217 213H219V214H217ZM51 214V215H50ZM66 214V213H65ZM146 214V215H145ZM175 214V215H174ZM178 216H177V215ZM194 214V215H193ZM49 215H50V217H52L55 221H57L58 223H59V227H55V224L53 225V224H51V225H49L50 226V228H49V226H48V228L53 232V233H58V234H60L61 236H62V239L60 240V241H58V242H60V243H62V244H60V243H56L57 244V246H56V244H55V246L54 247H56V249H58V251L59 250H61V251H59L60 252V255L61 256H64L63 257V259H62V261H63V263H59V264H83L82 262H79V263H77L76 261L74 262L73 261V258L70 256V254L71 255H73L72 253H70V252H73V250L71 251V248H70V245L72 244V237L75 235V233L77 234L78 232V230H77V227H78V225H77V227L74 225V224H72V222L74 221V218L72 217V216H70V218L72 219V222H71V220H69V218H67L66 217V215H64V213H61L59 210H52L51 211V213L49 212ZM115 215H117V214H115ZM197 215V216H196ZM220 215H222V216H220ZM122 216H124L125 218H123ZM146 216V217H145ZM193 216V217H192ZM230 216H228L227 217V219H231L233 222H235V225L237 226V227H242V226H244V225H247L248 227L250 226V225H255V226H257V227H254V226H250V227H254V228H256V229H258V230H263V229H261L260 227H262L260 224H257V223H255V222H249V221H245V220H243V219H241V218H239V217H237L236 215H234L233 217L234 218H237L238 219V221L236 220V219H234L233 217H230ZM135 217H137V218H135ZM139 217V218H138ZM114 218V219H113ZM119 218H121L120 219V221L118 220ZM123 218V219H122ZM186 218H188V220H186ZM194 218H196V219H194ZM76 219L77 218H75V224H77L76 223ZM191 219V220H190ZM110 220H112V222L110 221ZM144 220V221H143ZM162 220V221H161ZM240 220V221H239ZM242 221V222H241ZM117 222H118V224H117ZM123 222V221H122ZM147 222V223H146ZM244 222V223H243ZM245 222L246 223H249L250 225H248V224H245ZM112 223H113V225H112ZM189 223V224H188ZM220 223V224H219ZM124 224H125V222H124ZM125 224V225H126ZM135 224V225H134ZM223 224V225H222ZM138 225H137V227H134L133 229H131V231H135L136 230V228L137 229H139V227H138ZM148 225V226H147ZM184 225V226H183ZM222 225V226H221ZM128 226V225H127ZM128 226V228H130ZM168 226V227H167ZM175 226V227H174ZM76 227V228H75ZM158 227V229H154V228H157ZM172 227V228H171ZM224 227V228H223ZM72 228V229H71ZM163 228V229H162ZM171 228V229H170ZM190 228V229H189ZM76 229V230H75ZM139 229V230H140ZM162 229V230H161ZM191 229H192V231H191ZM138 230V231H139ZM148 230V231H149ZM186 230H189V233H191V234H189L188 233V231L186 232ZM55 231V232H54ZM74 231V232H73ZM76 231V232H75ZM140 231H143L144 232V234L142 235L141 233H143V232H138L137 233V235L135 234V233H132V234H134V235H136L135 237H133L134 239L136 238V237H138V236H140V234H141V237H138L139 239L140 238H149L150 239V241H148V243L151 245L149 248L151 249L153 246L156 248V249H154V250H157V247H158V245L157 246H155L156 245V241L157 240H155V238L156 237H154L153 238V236L151 237L150 235V232H148V231H144V229L142 230H140ZM151 231V232H152ZM194 231V232H193ZM60 232V233H59ZM72 232V233H71ZM136 232H137V230H136ZM172 232V233H171ZM183 232V233H182ZM196 232H198V233H196ZM148 233L150 234L149 236H147L148 235ZM176 233V234H175ZM216 233V234H215ZM66 234V235H65ZM69 234H71V235H73V236H71V235H69ZM161 235H163V234H161ZM167 235H165V236H167ZM143 236V237H142ZM189 236H187V237H189ZM195 236H193V237H195ZM67 237V238H66ZM168 237V236H167ZM144 238V239H145ZM151 238H153V240L155 241H153ZM143 239V240H144ZM213 239V240H212ZM62 240H64V241H62ZM142 240V239H141ZM147 240L148 239H145L144 241H139V242H143V243H141V244H144V246L146 247L147 246V248L146 249H149L148 248V243H147ZM151 240H152V242H154V245H152V243H150L151 242ZM184 240V241H183ZM205 240H206V242H205ZM231 240V241H230ZM71 243H70V242ZM199 241V242H198ZM202 241H204V242H202ZM207 241H209V242H207ZM212 241V242H211ZM65 242V243H64ZM138 242V243H139ZM147 244V245H145V243ZM198 242V243H197ZM157 243H158V241H157ZM176 243H173V244H175V245H173V246H176ZM66 244L68 245V246H66ZM158 244H160V246H161V242L160 243H158ZM185 244H188V245H185ZM196 244H197V246H196ZM222 244V245H221ZM224 244V245H223ZM234 244V243H233ZM232 244V245H233ZM58 245H63L62 247L61 246H58ZM139 246L140 247H143V246H141L140 244H139ZM176 246V247H177ZM235 246V245H234ZM153 247V248H154ZM175 247V248H176ZM195 247V248H194ZM220 247V248H219ZM237 247V246H236ZM82 248L83 247H81L80 249H81V253L82 252H84V250L82 251ZM144 248V247H143ZM152 248V249H153ZM159 248V247H158ZM189 248V251H191V249H192V253H195V252H200V253H203L204 255V257H206V258H203L202 257V259H201V257H199V256H201L200 255V253L198 254V253H195L194 254V256H193V254L191 255L189 252H187V249ZM191 248V249H190ZM227 248V247H226ZM42 249V250H41ZM40 250H39V248H38V250L36 249L35 251H34V253H36V254H34V256L35 257H40L41 256V258L43 259V261H42V259H40L39 258V260H40V262H41V264H45V263H50L51 261L50 260H48V257H49V259L51 258V255H50V253L48 252L49 251V248H48V246H44L43 248H41ZM46 249V250H45ZM79 249V250H80ZM203 249V250H202ZM70 250V251H69ZM221 250V251H220ZM38 251V252H37ZM47 251V252H46ZM65 251V252H64ZM67 251H68V253H67ZM193 251H195V252H193ZM19 252V251H18ZM18 252H16L15 253V251H13V253H11V256L13 257H11L10 255V258H11V260L13 259V261H11V260H9V262H10V264H11V262H12V264H20V253H18ZM40 252V253H39ZM222 252V253H221ZM224 252V253H223ZM239 252H240V255H242V259H243V261L245 262V264H248V262L250 261V263L249 264H251L252 262H251V260L249 259V256H247L245 253H243L241 250H239ZM242 252V253H241ZM43 253V254H42ZM10 254V253H9ZM39 254V255H38ZM49 254V255H48ZM190 254V255H189ZM206 254H207V256H206ZM223 254V255H222ZM33 255V254H32ZM36 255H38V256H36ZM43 255H44V257H43ZM48 257H47V256ZM70 256L71 258L70 259H72V261L69 259V261H65L66 259H65V257H67V256ZM196 255V256H195ZM218 255V256H217ZM247 257H246V256ZM9 256H8V258H9ZM20 256V257H19ZM187 256V257H188ZM198 256V257H197ZM244 256H245V258H244ZM19 257V258H18ZM195 257V258H194ZM197 257V258H196ZM191 258H192V260H191ZM210 258V259H209ZM247 258V259H246ZM15 259V260H14ZM249 259V260H248ZM49 262H48V261ZM15 261H16V263H15ZM45 261V262H44ZM126 261V260H125ZM200 261V262H199ZM211 261V262H210ZM19 262V263H18ZM130 262V261H129ZM132 262V261H131ZM205 262H206V260H205ZM205 262H201V264L203 263H205ZM125 263H127L128 264V261L127 262H125ZM84 264H86V263H84ZM130 264V263H129ZM132 264V263H131Z\"/></svg>",
    "mask_w": 264,
    "mask_h": 264
},
{
    "label": "crops",
    "instance_id": "0c3cea01",
    "mask_svg": "<svg viewBox=\"0 0 264 264\" xmlns=\"http://www.w3.org/2000/svg\"><path fill=\"white\" fill-rule=\"evenodd\" d=\"M48 2L42 10L52 16L54 9L50 3L53 0ZM14 3L15 0H0V76L20 63L29 81L57 88L61 76L78 70L71 51L74 33L57 36L51 22L41 21L35 34L38 48L32 51L31 46L24 44L29 10L16 7ZM21 56H24L23 63ZM176 69L184 75L211 83L214 88L211 89L213 98L207 117L209 125L237 137L239 150L257 161L255 180L264 186V110H256L250 101L245 100L264 102V86L183 61L176 63ZM83 71L91 74L89 61H83ZM206 74L214 75L218 80H210Z\"/></svg>",
    "mask_w": 264,
    "mask_h": 264
},
{
    "label": "built area",
    "instance_id": "2783aa9c",
    "mask_svg": "<svg viewBox=\"0 0 264 264\" xmlns=\"http://www.w3.org/2000/svg\"><path fill=\"white\" fill-rule=\"evenodd\" d=\"M242 100H244V98H241ZM248 100L252 103V105L254 106V108L256 110H264V102L263 101H258V100H251V99H245ZM21 134V145L23 146V148H26L31 142V140L28 138L27 134L24 133V131L20 132Z\"/></svg>",
    "mask_w": 264,
    "mask_h": 264
},
{
    "label": "water",
    "instance_id": "95a60500",
    "mask_svg": "<svg viewBox=\"0 0 264 264\" xmlns=\"http://www.w3.org/2000/svg\"><path fill=\"white\" fill-rule=\"evenodd\" d=\"M246 159H247V154H245L244 152L240 151V153H239V161L240 162H244V161H246Z\"/></svg>",
    "mask_w": 264,
    "mask_h": 264
}]
</instances>
